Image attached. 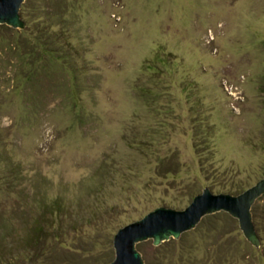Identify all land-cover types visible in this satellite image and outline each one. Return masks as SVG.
Listing matches in <instances>:
<instances>
[{
    "label": "rangeland",
    "instance_id": "rangeland-1",
    "mask_svg": "<svg viewBox=\"0 0 264 264\" xmlns=\"http://www.w3.org/2000/svg\"><path fill=\"white\" fill-rule=\"evenodd\" d=\"M22 13L24 28L0 25V264L112 263L129 223L264 178V0H25ZM221 212L216 229L207 215L139 243L146 263L264 264V195L259 247Z\"/></svg>",
    "mask_w": 264,
    "mask_h": 264
},
{
    "label": "water",
    "instance_id": "water-1",
    "mask_svg": "<svg viewBox=\"0 0 264 264\" xmlns=\"http://www.w3.org/2000/svg\"><path fill=\"white\" fill-rule=\"evenodd\" d=\"M25 0H0V25L13 28H24L30 20L22 13ZM264 195V178L255 186L243 193L233 196L229 194H213L205 188L192 203L182 211L158 208L148 215L129 223L120 229L114 237L116 258L105 264H147L146 251L138 248L139 243L153 240L159 245L180 236L200 224L210 214L226 212L239 221L240 228L248 241L259 247L261 244L252 217V207Z\"/></svg>",
    "mask_w": 264,
    "mask_h": 264
},
{
    "label": "trees",
    "instance_id": "trees-1",
    "mask_svg": "<svg viewBox=\"0 0 264 264\" xmlns=\"http://www.w3.org/2000/svg\"><path fill=\"white\" fill-rule=\"evenodd\" d=\"M31 44V46H32V49H30L31 50V54H33V42L32 43H30ZM12 47H14V50H16V47H15V45H13ZM27 50V49H26ZM30 62V61H29ZM30 65H33V62H31V63H29ZM26 65V64H25ZM35 71H38L37 69H34V70H29L28 72H26V71H23V75H24V77H25V79H30V80H33V74L35 73ZM221 217H226V219L228 218V219H230L228 216H226V214L225 213H222V212H220V213H216V214H213V215H209V216H207V217H205V218H207L206 219V223L207 224H210V226H211V228L212 229H216L217 228V226H218V224H219V222H220V219H221ZM205 218L202 220V221H204L205 220ZM231 220V219H230Z\"/></svg>",
    "mask_w": 264,
    "mask_h": 264
},
{
    "label": "bare ground",
    "instance_id": "bare-ground-1",
    "mask_svg": "<svg viewBox=\"0 0 264 264\" xmlns=\"http://www.w3.org/2000/svg\"><path fill=\"white\" fill-rule=\"evenodd\" d=\"M171 240V239H170ZM169 241V240H168Z\"/></svg>",
    "mask_w": 264,
    "mask_h": 264
}]
</instances>
